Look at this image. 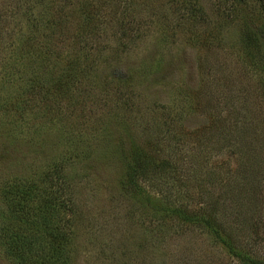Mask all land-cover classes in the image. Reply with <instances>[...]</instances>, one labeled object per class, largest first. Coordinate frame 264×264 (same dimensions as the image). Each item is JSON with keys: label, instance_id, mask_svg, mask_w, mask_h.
<instances>
[{"label": "rangeland", "instance_id": "obj_1", "mask_svg": "<svg viewBox=\"0 0 264 264\" xmlns=\"http://www.w3.org/2000/svg\"><path fill=\"white\" fill-rule=\"evenodd\" d=\"M259 27L264 0H0V229L23 227L6 211L19 193L34 206L57 189L70 264H241L169 211L214 202L264 258ZM142 154L136 184L159 213L124 184Z\"/></svg>", "mask_w": 264, "mask_h": 264}, {"label": "trees", "instance_id": "obj_2", "mask_svg": "<svg viewBox=\"0 0 264 264\" xmlns=\"http://www.w3.org/2000/svg\"><path fill=\"white\" fill-rule=\"evenodd\" d=\"M260 29H264L259 27ZM257 29L248 25L244 35L251 43L253 47L256 46L258 41ZM216 110V109H215ZM138 155L134 157L129 164H126L127 171L125 173L126 182L124 184L133 186L131 189L134 192L133 196L140 198L142 201L152 205L153 210L157 213L162 212L163 206L158 203L152 202L148 198L142 197V189L136 184L137 173L143 175L148 171L149 163L148 156ZM46 182L49 179H53L47 174ZM53 186H56L53 184ZM60 186V185H58ZM57 186V187H58ZM123 187V186H122ZM59 190H61L58 187ZM126 189V188H125ZM19 190V192H21ZM62 191V190H61ZM33 190H25V193H17L21 197L19 200L11 199L7 202V206L10 209L6 210L8 214H12L14 219H17L22 228L3 227L0 229V238L3 246L5 247L6 254L12 259L15 264H70L73 258L72 246H62L63 241L67 238L65 236L64 217L61 214V207L59 201H55L60 192L55 189V196L52 200H46L42 204L31 205L27 200L30 199ZM211 210L214 212V202L210 205ZM18 213H15V212ZM168 211V210H166ZM172 214L175 213L178 218L187 223L188 225H197L204 227L209 234L214 235L216 241L220 242L227 251L235 256L241 264H264V258H255L245 252H242L234 243L231 234H225V226L216 221L213 212L206 214H199L197 212L188 213L181 209L169 210ZM188 214H187V213ZM15 213V214H14ZM18 214H21L18 216ZM14 215V216H13ZM68 221V220H67ZM230 235V236H229Z\"/></svg>", "mask_w": 264, "mask_h": 264}]
</instances>
